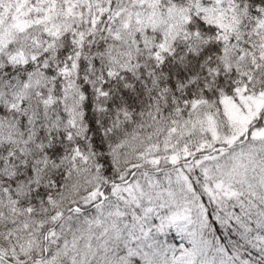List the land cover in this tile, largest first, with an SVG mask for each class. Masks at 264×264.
I'll list each match as a JSON object with an SVG mask.
<instances>
[{"label": "snow or ice", "instance_id": "obj_1", "mask_svg": "<svg viewBox=\"0 0 264 264\" xmlns=\"http://www.w3.org/2000/svg\"><path fill=\"white\" fill-rule=\"evenodd\" d=\"M0 264H264V0H0Z\"/></svg>", "mask_w": 264, "mask_h": 264}]
</instances>
